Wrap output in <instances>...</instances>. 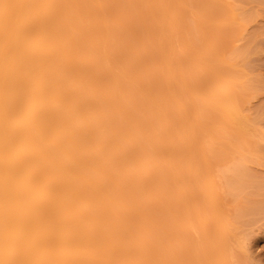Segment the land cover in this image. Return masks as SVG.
<instances>
[{
    "label": "bare ground",
    "instance_id": "1",
    "mask_svg": "<svg viewBox=\"0 0 264 264\" xmlns=\"http://www.w3.org/2000/svg\"><path fill=\"white\" fill-rule=\"evenodd\" d=\"M204 1L0 0V264L225 255L232 221L197 131L204 107L238 117L237 95L211 55L207 79L178 57L194 50L179 15ZM235 166L223 183L264 205Z\"/></svg>",
    "mask_w": 264,
    "mask_h": 264
},
{
    "label": "rangeland",
    "instance_id": "2",
    "mask_svg": "<svg viewBox=\"0 0 264 264\" xmlns=\"http://www.w3.org/2000/svg\"><path fill=\"white\" fill-rule=\"evenodd\" d=\"M205 1L200 7L190 3L185 7L186 10L182 9L184 14L179 15L178 27L183 33L188 31L191 39L189 42L194 46V50L186 51L184 45L182 50L178 51V57L190 79H207L208 74H211L206 67L207 56L211 55L214 66L219 67V70L223 69L225 76H210L215 77L220 84L234 85L237 95L235 99L239 106L238 117L233 121L221 118L218 109L212 112V108L204 107L203 111L200 110L203 115L200 114L205 119L203 123L207 122L210 128L200 126L197 131L200 138L199 153L203 150L201 148L209 147L212 171L218 172L216 174L215 171V178L219 180L217 190L224 197L225 210L230 213L233 227L230 229L232 237H229L232 240L229 239L224 256H211V251L218 248L212 246L207 249L210 251L208 254L197 257V250L203 249L201 246L182 245L177 249L183 253L177 257H151L140 261H116L106 264H264V205L245 206L247 199L236 198L233 193L237 189L233 190L226 182L223 183V176L231 175L227 169L235 165L248 169V181L251 179L252 182H264V0H254L252 3H249V0L248 3L241 0ZM207 3H211V6ZM201 9L205 22L200 31L196 28L200 25L193 21L197 19ZM232 12L235 13L234 16ZM188 21L194 29L188 26L190 23L186 24ZM208 46H213L215 51H206ZM197 61H201L202 65L196 64ZM218 81L216 84L220 85ZM198 163L201 164L202 161L199 159ZM162 249L166 251L171 247L165 246Z\"/></svg>",
    "mask_w": 264,
    "mask_h": 264
}]
</instances>
